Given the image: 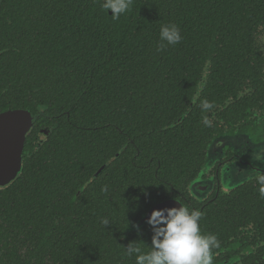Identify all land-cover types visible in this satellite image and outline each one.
I'll return each mask as SVG.
<instances>
[{"label": "trees", "instance_id": "1", "mask_svg": "<svg viewBox=\"0 0 264 264\" xmlns=\"http://www.w3.org/2000/svg\"><path fill=\"white\" fill-rule=\"evenodd\" d=\"M103 3L0 0V108L52 130L0 196L6 262L136 264L154 250L136 227L156 184L202 157L209 116L230 115L261 70L264 0H133L117 20ZM168 24L182 39L157 52Z\"/></svg>", "mask_w": 264, "mask_h": 264}, {"label": "flooded vegetation", "instance_id": "2", "mask_svg": "<svg viewBox=\"0 0 264 264\" xmlns=\"http://www.w3.org/2000/svg\"><path fill=\"white\" fill-rule=\"evenodd\" d=\"M258 48L261 52L256 67L261 70L252 73V87L239 94L230 115L209 116L213 135L202 157L190 158L189 163L194 165L180 167L170 181L157 183L154 190L162 200L153 207L172 200L186 208L189 215L197 210L201 213V234L215 235L220 244L212 250L213 264H264V198L256 181L258 175H264V45ZM9 110L26 109L0 108V114ZM30 113L35 120L26 136L22 170L11 183L0 186V196L16 184L23 170L33 168L34 158H39L37 151L52 133L47 126L39 127L38 115ZM163 186L168 192L160 191ZM4 213L1 204L0 230L7 219ZM148 225L145 229L149 227V235L155 236L153 225ZM164 226L157 224L155 228ZM2 253L0 242V264H17L6 262Z\"/></svg>", "mask_w": 264, "mask_h": 264}, {"label": "clouds", "instance_id": "3", "mask_svg": "<svg viewBox=\"0 0 264 264\" xmlns=\"http://www.w3.org/2000/svg\"><path fill=\"white\" fill-rule=\"evenodd\" d=\"M132 3L133 0H104L102 8L107 13L111 11V17L117 20L130 9ZM181 39L177 25H162L156 51L161 52L169 45L174 46L180 43ZM200 107L207 112L212 110L214 105L208 100H202ZM203 122L210 126V121L206 117ZM256 181L259 185V194L264 198V175H258ZM101 191L107 192L108 186L105 185ZM167 215L168 218L165 219L163 211L152 212L148 223L153 225L155 230L152 241L154 250L139 255L136 264H213L212 250L218 249L220 244L215 235L201 234L199 227L201 213L197 210L189 215L186 208L179 210L173 208L167 210ZM101 223L106 225L108 219L103 218ZM157 224L165 226L155 228ZM136 251L140 252L141 249L137 248ZM127 255H131V252H127Z\"/></svg>", "mask_w": 264, "mask_h": 264}, {"label": "water", "instance_id": "4", "mask_svg": "<svg viewBox=\"0 0 264 264\" xmlns=\"http://www.w3.org/2000/svg\"><path fill=\"white\" fill-rule=\"evenodd\" d=\"M34 116L26 110H9L0 114V186H6L18 177L22 170V156L26 136L32 128ZM105 166L97 173L99 175ZM181 209L179 203L168 200L160 203L144 214L136 228L148 225L153 211Z\"/></svg>", "mask_w": 264, "mask_h": 264}]
</instances>
